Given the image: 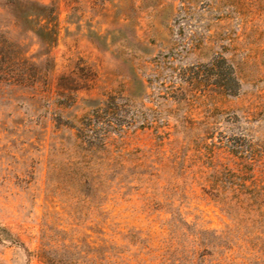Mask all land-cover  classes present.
I'll use <instances>...</instances> for the list:
<instances>
[{
  "label": "rangeland",
  "instance_id": "rangeland-1",
  "mask_svg": "<svg viewBox=\"0 0 264 264\" xmlns=\"http://www.w3.org/2000/svg\"><path fill=\"white\" fill-rule=\"evenodd\" d=\"M16 1L0 264H264V0H30L50 11L20 27ZM168 56L188 78L223 56L236 95L177 90Z\"/></svg>",
  "mask_w": 264,
  "mask_h": 264
},
{
  "label": "trees",
  "instance_id": "trees-1",
  "mask_svg": "<svg viewBox=\"0 0 264 264\" xmlns=\"http://www.w3.org/2000/svg\"><path fill=\"white\" fill-rule=\"evenodd\" d=\"M10 10L13 11L12 15L15 17L16 23L19 27L21 26L22 22L28 24L32 21V17L45 14L50 11L48 7L30 0L13 2L12 8H10ZM176 60L177 58L168 56L162 59V61H157V66L164 67L165 71L167 70V72L170 74L169 77L171 81L181 82V88L176 87L177 90L183 89L182 84L185 83L192 84L199 89L209 88L212 86L223 91L224 93L236 95L240 86L237 71L235 66H233L223 56L214 57L212 62L207 66L193 68L195 71H193V77L191 78H188L186 75V72H189L191 69L188 71V69L181 67L178 72L177 68L174 66ZM0 77H2V75ZM172 84L173 85H171V87H175L176 83L172 82ZM165 88L168 89L167 87ZM166 91H168L167 95L172 98L177 96L176 92L170 93V90ZM101 110L99 109L93 111L92 117L89 119V124L86 126V131L92 130L94 127H96V124H106V119L103 118L102 115L104 114H101ZM108 123L110 125L112 122L109 120ZM120 125L123 126V124ZM105 137L106 136H103L102 140H104Z\"/></svg>",
  "mask_w": 264,
  "mask_h": 264
}]
</instances>
